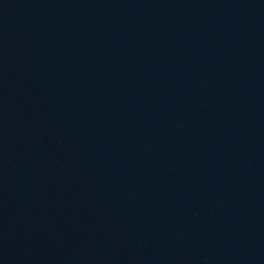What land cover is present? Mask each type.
<instances>
[{
    "label": "water",
    "instance_id": "95a60500",
    "mask_svg": "<svg viewBox=\"0 0 264 264\" xmlns=\"http://www.w3.org/2000/svg\"><path fill=\"white\" fill-rule=\"evenodd\" d=\"M0 264H264V0H0Z\"/></svg>",
    "mask_w": 264,
    "mask_h": 264
}]
</instances>
